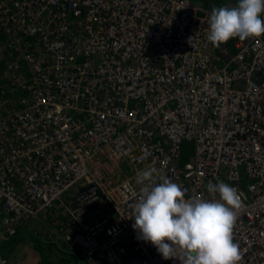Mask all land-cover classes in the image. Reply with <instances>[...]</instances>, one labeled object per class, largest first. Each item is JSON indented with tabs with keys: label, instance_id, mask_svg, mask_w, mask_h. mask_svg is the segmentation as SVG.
<instances>
[{
	"label": "built area",
	"instance_id": "obj_1",
	"mask_svg": "<svg viewBox=\"0 0 264 264\" xmlns=\"http://www.w3.org/2000/svg\"><path fill=\"white\" fill-rule=\"evenodd\" d=\"M210 12L189 0H0V264L55 205L76 264H177L133 229L134 177L149 166L187 198L211 199L209 182L238 189L239 264H264V36L215 47L218 62Z\"/></svg>",
	"mask_w": 264,
	"mask_h": 264
},
{
	"label": "clouds",
	"instance_id": "obj_2",
	"mask_svg": "<svg viewBox=\"0 0 264 264\" xmlns=\"http://www.w3.org/2000/svg\"><path fill=\"white\" fill-rule=\"evenodd\" d=\"M207 40L219 48L264 36V0H236L213 6ZM138 195L130 205L137 238L150 243L164 260L177 264H239L233 231L244 209L238 189L224 182L207 185L212 197H186V189L157 167L134 177Z\"/></svg>",
	"mask_w": 264,
	"mask_h": 264
},
{
	"label": "rangeland",
	"instance_id": "obj_3",
	"mask_svg": "<svg viewBox=\"0 0 264 264\" xmlns=\"http://www.w3.org/2000/svg\"><path fill=\"white\" fill-rule=\"evenodd\" d=\"M205 6L209 11L212 7L223 4H235L236 0H189ZM215 59L218 49L211 45ZM213 57V58H214ZM231 66H229L230 69ZM194 144L192 141H183L180 145L181 163L193 158ZM77 186L69 191L72 194ZM68 196L65 197L68 198ZM63 211L58 205L46 212L31 217L19 229L15 237L2 247L3 256L8 264H76L69 250L60 242L61 233L65 231L61 221ZM56 233L57 238L51 240V234Z\"/></svg>",
	"mask_w": 264,
	"mask_h": 264
},
{
	"label": "water",
	"instance_id": "obj_4",
	"mask_svg": "<svg viewBox=\"0 0 264 264\" xmlns=\"http://www.w3.org/2000/svg\"><path fill=\"white\" fill-rule=\"evenodd\" d=\"M108 264H110V263H108Z\"/></svg>",
	"mask_w": 264,
	"mask_h": 264
}]
</instances>
